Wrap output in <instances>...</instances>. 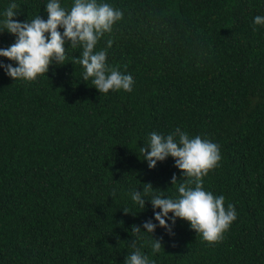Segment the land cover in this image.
<instances>
[{"label":"trees","instance_id":"trees-1","mask_svg":"<svg viewBox=\"0 0 264 264\" xmlns=\"http://www.w3.org/2000/svg\"><path fill=\"white\" fill-rule=\"evenodd\" d=\"M13 2L21 23L48 18L50 0H0V49L17 39L2 23ZM74 2L59 0L68 11ZM96 3L123 13L95 51L133 77L131 92L101 94L75 62L83 48L70 44L64 64L33 82L0 67V264H125L132 240L150 264H264V25L254 23L264 0ZM176 128L219 146L203 187L234 205L237 219L215 245L182 220L169 235L159 209L131 198L144 184L180 198L190 178L175 160L150 169L140 152L151 133ZM148 220L159 252L152 234L131 233Z\"/></svg>","mask_w":264,"mask_h":264},{"label":"clouds","instance_id":"clouds-1","mask_svg":"<svg viewBox=\"0 0 264 264\" xmlns=\"http://www.w3.org/2000/svg\"><path fill=\"white\" fill-rule=\"evenodd\" d=\"M17 8L15 2L11 3L4 12L6 18L2 22L6 32L17 39L8 48L0 49V57L18 65L0 63V67L14 81L33 82L47 75L52 66L63 65L67 60L66 44H70L73 49L78 46L83 48L82 55L75 62L85 70L83 79L88 81L91 78L92 84L101 94L133 90V77L109 67L105 51H95L99 39L105 33H111L114 24L122 19L121 11L108 4L98 5L96 0H75L68 11L61 7L59 0H50L46 6L47 20L37 16L30 22L21 23L15 19ZM254 23L264 25V17L256 16ZM111 45L112 41L109 40L108 46ZM140 152L150 169H155L158 162L172 157L183 177L190 179L179 184V199L165 198L151 184H144L143 192L132 193V200L141 209H145L146 201L152 204L153 209H159L154 211L155 221L169 235H174L173 227L177 220H182L188 222L210 245L222 242L224 234L237 219L235 207L229 204L225 208L223 196L215 197L203 187V178L219 166V146L199 136L190 138L186 132L176 128L174 133L167 136L151 133L149 144L141 147ZM177 181L173 175L172 184L177 185ZM193 184L194 187L191 186ZM148 196L151 199H145ZM123 211L125 215L129 214L128 209ZM156 228L157 225L148 220L143 224L146 231L133 225L131 233L137 239H142L144 233L152 234V249L159 252L163 245L162 239L154 238ZM129 246L134 251L126 258L125 264H150L148 256L137 248L136 240L130 241Z\"/></svg>","mask_w":264,"mask_h":264}]
</instances>
